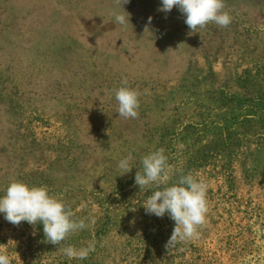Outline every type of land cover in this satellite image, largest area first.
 I'll list each match as a JSON object with an SVG mask.
<instances>
[{
	"label": "rangeland",
	"instance_id": "obj_1",
	"mask_svg": "<svg viewBox=\"0 0 264 264\" xmlns=\"http://www.w3.org/2000/svg\"><path fill=\"white\" fill-rule=\"evenodd\" d=\"M161 7L0 0V197L12 180L46 186L88 224L55 246L42 224L0 213L11 264H264V0H225L230 25L196 32ZM124 78L140 93L136 119L116 112ZM161 148L170 185L190 173L208 201L198 238L168 248L175 222L147 214L152 190L135 184ZM92 241L86 259L62 251Z\"/></svg>",
	"mask_w": 264,
	"mask_h": 264
},
{
	"label": "clouds",
	"instance_id": "obj_2",
	"mask_svg": "<svg viewBox=\"0 0 264 264\" xmlns=\"http://www.w3.org/2000/svg\"><path fill=\"white\" fill-rule=\"evenodd\" d=\"M128 2L129 0H116L121 6ZM174 7L185 16V23L192 32L205 28L209 23L227 27L232 22V17L224 11L225 0H162L159 10L167 13ZM151 20L152 17H149V24ZM114 22L120 26L130 24L129 14L124 9L121 13H114ZM121 83L123 86L114 89L118 105L116 112L125 120L136 119L139 116L140 93L127 86L126 78ZM131 160L132 156L129 154L118 162L120 175L132 170ZM141 163L143 171L136 172L135 184L140 190H152L143 205L146 213L161 218L167 213L175 222L165 246L168 248L178 241L198 238V228L205 223L208 211L206 185L190 173L181 175L175 184L170 185L174 172L163 148L145 155ZM0 213L15 226L22 221L31 225L42 224L46 242L55 246L88 227L84 219H74L71 209L61 199L50 195L46 186L30 187L19 180H12L5 194L0 197ZM90 222L94 223V220ZM62 251L69 260H83L95 251V242H89L80 249L67 245ZM0 264H11L8 254L3 250H0Z\"/></svg>",
	"mask_w": 264,
	"mask_h": 264
}]
</instances>
